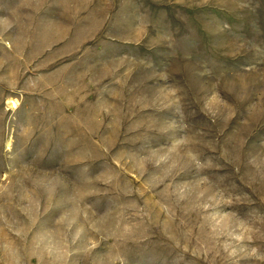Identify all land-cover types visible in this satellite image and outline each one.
Wrapping results in <instances>:
<instances>
[{
  "label": "rangeland",
  "instance_id": "374dc122",
  "mask_svg": "<svg viewBox=\"0 0 264 264\" xmlns=\"http://www.w3.org/2000/svg\"><path fill=\"white\" fill-rule=\"evenodd\" d=\"M0 264H264V0H0Z\"/></svg>",
  "mask_w": 264,
  "mask_h": 264
}]
</instances>
